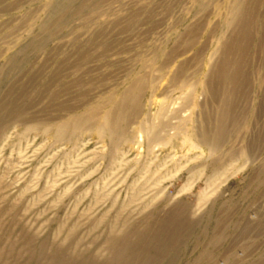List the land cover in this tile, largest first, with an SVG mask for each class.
<instances>
[{"label":"rangeland","instance_id":"rangeland-1","mask_svg":"<svg viewBox=\"0 0 264 264\" xmlns=\"http://www.w3.org/2000/svg\"><path fill=\"white\" fill-rule=\"evenodd\" d=\"M231 1L0 0V108L35 75L55 80L51 92L74 83L54 105L44 93L34 131L1 114L0 264H264V0H250L246 64L233 55L230 80L242 82L226 88L227 137L212 153L197 137L222 124L210 117L223 90L216 109L204 87ZM145 74L140 109L115 117L122 139L90 124L55 139L58 103L83 113L87 93L100 120L113 104L101 101ZM166 121L150 143V125Z\"/></svg>","mask_w":264,"mask_h":264},{"label":"bare ground","instance_id":"bare-ground-1","mask_svg":"<svg viewBox=\"0 0 264 264\" xmlns=\"http://www.w3.org/2000/svg\"><path fill=\"white\" fill-rule=\"evenodd\" d=\"M242 1H243L242 2L243 4H241V2L239 3V0H232L231 1V4L229 6V10H228V18L229 19L227 20V24H226V32L220 36L219 39H220L221 43H220L219 47L216 50H214L215 52L212 54L211 59L213 58L212 60L213 61L215 60V61L212 62V66L210 68V71L207 75V79L205 82L204 88H205L206 93L205 92L204 93L208 94V96H210V98L213 100V107L214 108L218 109L217 103H216V99H217L216 97H217L218 91H219V93H221V90H223V93H224V94H221L222 96L218 95V101L220 102L222 100H225V101L227 100L226 103H224V102L219 103L218 102V104H219L218 106L222 110L221 115L215 113V115L213 117L209 116L210 118H213L212 119L213 122L220 123V124L222 123L220 125V128L214 127L215 129L213 128L212 130L208 129L207 127L202 128V129L198 128L197 137H198L199 143L206 145L209 148L211 153L217 149V146H219V140H223V138L227 137V135L225 136L227 129H225L223 127V124H224L226 114H228L227 113L228 109H230V107L232 105H230L231 103H229V102H231V100H229V98L231 96L228 97V99H226V97H225V95H226L225 93L227 91L226 88L230 85L229 87H231L232 89H235L239 83L237 80H235V79H237L236 73H235L236 70L234 71V73H235L234 78L235 79H233V81H232V80H230V78L232 76L233 70L235 68H237V66L239 67V65H236L237 59H239L240 63L242 62L243 65L246 64L248 54H246L247 52L245 50V47L242 46V43H243V40H245V41L249 40L251 33L253 32V28H254L253 25H255L254 24L255 23V17H254L255 8L253 9L252 7L254 6L253 3L257 2V0H253V3H250L251 2L250 0H245V1L242 0ZM80 6L76 7L77 12H79V10L81 11L82 7H84V6H81V7ZM59 19H60V17H58L57 20H59ZM54 25H56V24H54ZM36 38H34V40ZM34 40H32L30 42L31 47L40 46V43L39 42L36 43L37 40H35V41ZM245 41H244V43H245ZM92 44L93 43H91V45ZM102 46H103L102 48L104 51L108 48V46L106 47L105 44ZM26 48H28V47H26ZM235 53L239 54L240 58H237V59L233 58V55ZM77 54H79L78 58L80 60H84V59H90V57H92L91 55L93 53H91L90 49L87 48V49H84L83 51H79ZM167 63H169V62H167ZM179 64L180 65L178 66V68L175 71L174 76H173L176 79H179L180 77H182L184 70L186 69L187 61L179 63ZM142 68H144V67L142 66ZM239 77L242 78L241 75ZM36 78H38V77H36V75H35L34 77H30L28 79V81L25 84V90H22L17 98H15L13 96L15 94L12 93L13 92V90H12L11 94L3 102L4 106L2 108H0V124H2L3 120H5V118L1 117V114L4 112V114L7 116V118L9 117L11 119H14V120L20 122V123L23 122V124L24 123L27 124L26 125L27 131L36 130L39 126L34 124V123L40 122L38 120L39 118H38L37 112H39V111L41 112L42 110H37V109L32 110V109L39 103L40 100L43 99L44 93L48 94L50 101L54 105L57 103L56 100L59 99V97L62 95V93L65 92L66 90L69 92L70 87L74 84V83L65 84L64 87L62 88V90L51 92L50 86L55 82V80L52 79V80H49L48 82L46 81L47 83L45 85L43 84V86H42V83H41L42 80H39L40 78L39 79H36ZM53 78L56 79V75ZM150 79H152V78L148 77L145 74V75L137 78L136 80H133L129 84V86L124 90V92L119 96V98H117L116 101H115L114 97L112 98L111 95L108 96L105 101L104 100L101 101L103 103L107 101L106 104H108V103L111 104V101H112L113 104H111L112 105V107L110 108L111 110H108V111L106 110L107 112L105 113V115H103V117L100 120L97 119V114H99V110L101 109V106H100L101 103L96 104V105L94 103L89 104V98H88L87 93H84L83 98L81 99V107H83V109H84L83 113L73 114V110L77 109V108L74 107L71 103L70 104L68 102H65L62 104L58 103L57 105H59V106L56 109H61L60 111L62 113L65 112V114L67 115V118H65L63 120H59V121L57 120L58 119L57 117L53 118V121H54V119H56L58 121V123H56L57 130L55 129L56 130V136H55L56 138L55 139H57V140L64 139V137L66 136L65 134H66L68 129H71V131L79 130V128L83 129L84 127H86L88 129L89 124L92 125L93 127H95L94 129L99 134V136H104V135L108 134L110 140L122 139L123 135H124V131H123L124 129L122 130L120 128L121 120L117 121V119L115 120V117L116 116L121 117L123 114L126 115V117H128L129 115L130 116L132 115L133 111L140 109L139 102H140V99L142 98V95H143L145 83ZM172 80H173V78H172ZM152 81L150 80L151 83H152ZM241 82L242 81H240V83ZM78 83H81V81L80 80L76 81V84H78ZM37 86H38V88L35 89V87H37ZM11 87L12 86H10L8 90H11ZM153 88H154V86H153ZM31 90L33 93H35L33 95L34 96L33 100H31L29 103H26V101L20 102L21 98H24L26 100L30 96ZM10 97H12V99H10ZM232 97H233V95H232ZM208 101H209V99H208ZM161 109H163V107ZM209 109H210V107H209ZM29 113L30 114L34 113V114L33 115L31 114V116H30ZM205 117L207 119L208 115H205ZM214 118H217V119L214 121ZM50 119H52V118L50 117L49 120H47V121L44 120V121L48 122V121H50ZM9 121H11V120H9ZM44 121L42 120L41 122L43 123ZM30 123H33V124H30ZM216 123H215V125H216ZM148 124H150V123H148ZM168 126L169 125H168L167 121L161 123V126H159V127H158V124H155V122L152 123L150 125V130L148 129L149 131H147L148 138H150L149 141H151L150 143L157 142L160 138L162 139V137L160 136V131H162L164 128H166ZM204 126H206V124L203 125V127ZM1 127H3V126H1ZM147 128H149V127H147ZM141 131H143V130H141ZM69 138H70V136H69ZM253 142H252V144H253ZM249 145H250V143H249ZM242 153L245 154L247 156V158L252 156V154H250V152L247 150V148ZM230 154L233 156H236L239 153H236L235 151H233V152H230ZM249 159L250 158H248V160ZM220 167H223V166L220 165ZM254 216H256V215H254ZM250 220H253V219H251V217H250ZM250 220H248V221H250ZM220 229H221V227H220ZM247 229H248V227H247ZM122 263L127 264L128 260L123 259Z\"/></svg>","mask_w":264,"mask_h":264}]
</instances>
